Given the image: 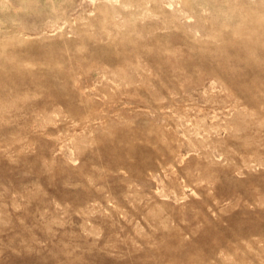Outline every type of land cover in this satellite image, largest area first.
Masks as SVG:
<instances>
[{"label": "rangeland", "instance_id": "374dc122", "mask_svg": "<svg viewBox=\"0 0 264 264\" xmlns=\"http://www.w3.org/2000/svg\"><path fill=\"white\" fill-rule=\"evenodd\" d=\"M0 264H264V0H0Z\"/></svg>", "mask_w": 264, "mask_h": 264}]
</instances>
